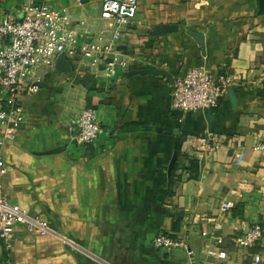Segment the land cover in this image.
Here are the masks:
<instances>
[{
  "label": "crops",
  "instance_id": "obj_1",
  "mask_svg": "<svg viewBox=\"0 0 264 264\" xmlns=\"http://www.w3.org/2000/svg\"><path fill=\"white\" fill-rule=\"evenodd\" d=\"M24 1L0 0V14L21 15ZM102 1L49 4L67 9L83 38L108 42L119 32L116 49L127 65L117 75L65 57L66 70L57 59L41 70V88L23 94V122L3 149L6 199L112 264H251L259 246L240 248L234 237L257 222L264 228V155L253 148L264 140V10L257 0H140L132 22L117 27L103 18ZM160 23L178 29L152 36ZM188 28L205 34L206 55ZM195 65L229 75L218 106L175 111L174 82L131 73L163 67L175 81ZM88 106L101 132L81 144L72 135ZM206 133L218 143L196 148L192 138ZM224 201L232 208L223 211ZM158 233L188 248H155ZM15 236L10 250L0 238V264H103L22 224ZM208 246L227 256L208 255Z\"/></svg>",
  "mask_w": 264,
  "mask_h": 264
},
{
  "label": "built area",
  "instance_id": "obj_2",
  "mask_svg": "<svg viewBox=\"0 0 264 264\" xmlns=\"http://www.w3.org/2000/svg\"><path fill=\"white\" fill-rule=\"evenodd\" d=\"M140 0H103V18L117 27L128 25L136 17ZM104 41L103 36L83 38L72 25L71 15L65 8H53L49 0H25L21 15L0 14V238L10 250L16 238L15 227L22 224L30 233L55 236L71 249L85 254L103 264H112L95 255L74 238L68 236L49 220L30 214L19 204L9 202L4 194L3 177L7 165L3 157L5 145L18 134L24 119L21 98L25 92L40 90L43 76L41 70L55 64L63 55L71 59L89 60L93 65L104 66L112 74L121 73L127 62L119 57L115 40ZM118 75V74H117ZM231 80L226 73H213L203 66H191L174 81L172 108L178 112H197L218 106L221 98L228 94ZM74 141L81 144L94 142L100 132L97 109L88 106L75 120ZM219 140L211 134L192 138L194 146L201 150L212 148ZM253 148L264 155V140L259 138ZM243 152L233 156V161L241 163ZM233 206L231 201L222 202V210ZM234 241L240 248L259 246L252 255L251 264H264V228L255 223L242 233L235 235ZM220 242V241H219ZM155 248H188L187 242L167 233H158L152 240ZM208 255L225 258V250L205 247ZM204 264H216L209 261Z\"/></svg>",
  "mask_w": 264,
  "mask_h": 264
},
{
  "label": "water",
  "instance_id": "obj_3",
  "mask_svg": "<svg viewBox=\"0 0 264 264\" xmlns=\"http://www.w3.org/2000/svg\"><path fill=\"white\" fill-rule=\"evenodd\" d=\"M258 3V10L262 12L264 10V0H257ZM178 29V25L175 23H160L156 24L152 30H150V34L152 36H160L169 32H173ZM187 34L190 35L195 43L200 47L201 52L203 55H206V36L203 32L194 30L192 28H188L186 30ZM57 65L63 70H66L69 65L67 59L61 55L57 58ZM132 74H155L165 77L169 82L173 83L174 78L172 73L163 68V67H155V68H143L139 70H134L131 72ZM230 97L233 98L232 94L230 93ZM233 100V99H232ZM209 117V115H208ZM60 148H54L49 150V152H57Z\"/></svg>",
  "mask_w": 264,
  "mask_h": 264
}]
</instances>
